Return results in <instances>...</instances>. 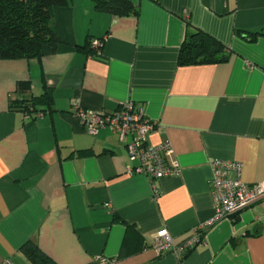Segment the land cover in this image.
<instances>
[{
    "label": "crops",
    "instance_id": "obj_1",
    "mask_svg": "<svg viewBox=\"0 0 264 264\" xmlns=\"http://www.w3.org/2000/svg\"><path fill=\"white\" fill-rule=\"evenodd\" d=\"M129 1L137 11L116 15L69 0L52 9L54 53L0 59V264H34L21 249L28 242L54 264H264V200L208 222L212 160L239 161L241 180L264 187V35L236 33L264 32V0ZM196 29L228 59L179 64ZM44 89L53 103L41 115L10 107ZM125 102L155 123L149 144L170 142L179 175L128 173L129 137L89 134L75 116ZM162 228L175 245L200 240L157 255Z\"/></svg>",
    "mask_w": 264,
    "mask_h": 264
},
{
    "label": "trees",
    "instance_id": "obj_2",
    "mask_svg": "<svg viewBox=\"0 0 264 264\" xmlns=\"http://www.w3.org/2000/svg\"><path fill=\"white\" fill-rule=\"evenodd\" d=\"M69 0H0V59H30L41 58L56 51L58 40L52 25V9L56 6H66ZM93 8L99 12L116 15H128L137 9L129 0H91ZM243 39L254 41L257 36L264 35L260 31L236 30ZM90 41L87 42L89 46ZM92 51V50H91ZM230 53L227 47L208 35L196 29L188 32L180 46L178 63H217L228 59ZM20 90L30 88L29 81L18 83ZM53 100L49 90L33 96L28 100H14L10 107L36 116L43 110L39 105L47 108L52 106ZM121 223L124 221L116 218ZM130 226H126L129 229ZM21 249L34 264H54L38 247L25 243ZM189 249V248H188Z\"/></svg>",
    "mask_w": 264,
    "mask_h": 264
},
{
    "label": "built area",
    "instance_id": "obj_3",
    "mask_svg": "<svg viewBox=\"0 0 264 264\" xmlns=\"http://www.w3.org/2000/svg\"><path fill=\"white\" fill-rule=\"evenodd\" d=\"M93 44L100 46L102 43L97 39L93 40ZM24 115L29 114L24 113ZM38 115H41V112L36 113V116ZM75 116L89 134L94 135L100 129L107 127L110 131L117 132L122 141L126 136L129 137L126 150L132 165L127 168L128 173L144 174L150 179L179 175L180 164L173 156L170 142L165 140L157 145L149 144L148 135L156 129V125L141 111H134L130 102L123 103L111 113L77 108ZM210 165L214 212L208 222L231 217L256 201L264 200V187L261 184H247L241 180L242 165L239 161L214 159ZM201 227V225L195 227L194 230L197 231ZM199 240L198 236H195L175 245L171 235L162 228L156 232L151 247L157 255L168 250L180 254ZM102 262L105 263V259ZM1 264L15 263L10 258H6Z\"/></svg>",
    "mask_w": 264,
    "mask_h": 264
}]
</instances>
